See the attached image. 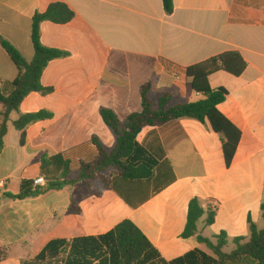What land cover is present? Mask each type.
I'll return each instance as SVG.
<instances>
[{
    "label": "crops",
    "instance_id": "1",
    "mask_svg": "<svg viewBox=\"0 0 264 264\" xmlns=\"http://www.w3.org/2000/svg\"><path fill=\"white\" fill-rule=\"evenodd\" d=\"M57 2L68 5L75 18L65 25L44 22L41 39L69 56L52 61L42 75V85L54 91L30 94L20 109L21 114L49 111L53 118L27 127L24 144L9 125L0 154V252L5 255L0 264H23L53 240L97 237L124 220L132 221L167 261L197 249L210 254L196 237L182 238L195 198L216 214L213 225H205L206 215L198 224L205 238L214 241L225 232L228 240L248 239L250 218L262 230L264 0H174L172 15L163 0H0V36L31 61L33 17ZM227 52L239 53L247 63L239 77L220 72L210 78L212 89L228 90L218 110L241 132L229 167L223 137L208 124L185 118L149 129L140 139L167 164L159 170L169 174L166 182L156 174L149 181L119 180L118 192L101 197L86 182L24 200L7 197L19 194L24 180L42 176L43 156L92 159L94 138L112 150L117 138L101 109L126 122L142 111L141 88L147 83L153 100L174 94L172 106L203 99L186 69ZM18 73L0 45V90L9 93Z\"/></svg>",
    "mask_w": 264,
    "mask_h": 264
},
{
    "label": "trees",
    "instance_id": "2",
    "mask_svg": "<svg viewBox=\"0 0 264 264\" xmlns=\"http://www.w3.org/2000/svg\"><path fill=\"white\" fill-rule=\"evenodd\" d=\"M163 5L167 15L174 13V0H163ZM74 18L75 13L70 7L60 2L51 4L45 12H37L32 20L31 40L34 57L31 61L0 36V45L19 71L12 84V90L9 93L0 90V154L12 114L19 115L13 126L21 133L22 144L25 142L27 127L53 118L49 111L21 114L20 109L30 94L46 96L54 91L53 88L42 85V75L52 61L69 56L67 52L43 45L42 24L52 22L65 25ZM246 68L247 63L237 52L223 53L188 67L186 76L191 79L192 89L204 98L175 106L171 105L175 98L172 93H165L158 100H153L150 95L152 85L147 83L141 88L142 111L131 114L126 122L122 123L112 110L101 109L104 123L117 138L112 150L106 149L97 138H94L92 142L97 148V155L92 159L73 161L61 154L43 156L38 168L40 175L46 180V185L33 189L34 181L24 180L21 192L17 195L9 194L7 197L12 200H24L38 197L45 192L72 187L80 182H86L94 195L101 197L105 191L118 192L119 180L149 181L156 178V174L162 176L160 181L164 179L166 182L169 174L166 170L162 173L159 170L161 166L167 164L160 163L141 144L140 139L149 129L160 128L169 122L185 118L208 124L213 132L223 137L222 149L226 166L229 167L240 143L241 132L218 110V106L226 101L228 90L223 87L212 89L210 78L220 72L239 77ZM95 183H100L101 188H96ZM262 212L264 218V203ZM205 215V225H213L215 212L206 211L199 199H193L189 204L187 224L182 238L196 237L200 244L207 247L210 254L197 249L167 261L132 221L124 220L109 233L97 237L53 240L39 255L32 260L24 261L23 264H264V228L259 230L250 218V237L235 238L233 240L235 248L227 253L225 248L229 240L225 232L217 235L214 241L199 234L198 224ZM0 258L1 260L5 258L1 252Z\"/></svg>",
    "mask_w": 264,
    "mask_h": 264
},
{
    "label": "rangeland",
    "instance_id": "3",
    "mask_svg": "<svg viewBox=\"0 0 264 264\" xmlns=\"http://www.w3.org/2000/svg\"><path fill=\"white\" fill-rule=\"evenodd\" d=\"M16 118H17V114L14 113L12 115L10 123H9L12 133H16V130H15L14 126H13V121L16 120ZM234 248H235V245H234L233 241L229 240L228 241V246L225 248V252L230 253Z\"/></svg>",
    "mask_w": 264,
    "mask_h": 264
},
{
    "label": "built area",
    "instance_id": "4",
    "mask_svg": "<svg viewBox=\"0 0 264 264\" xmlns=\"http://www.w3.org/2000/svg\"><path fill=\"white\" fill-rule=\"evenodd\" d=\"M46 185V180L43 176H40L34 180V187L33 189H36L37 187H44ZM4 186V181H0V187ZM1 261V258H0Z\"/></svg>",
    "mask_w": 264,
    "mask_h": 264
}]
</instances>
